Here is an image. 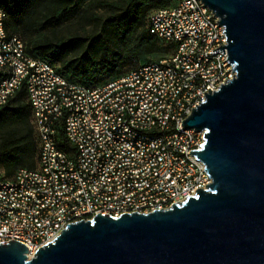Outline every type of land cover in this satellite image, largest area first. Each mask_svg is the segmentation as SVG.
I'll list each match as a JSON object with an SVG mask.
<instances>
[{
  "label": "built area",
  "instance_id": "1",
  "mask_svg": "<svg viewBox=\"0 0 264 264\" xmlns=\"http://www.w3.org/2000/svg\"><path fill=\"white\" fill-rule=\"evenodd\" d=\"M152 1L159 2L158 7L146 15L144 28L171 52L142 64L144 78H134L128 69L120 76L92 86L65 76L56 79L51 75V65H41L23 53L20 37L12 34L14 44L2 45L0 36V62L12 66V76L0 91L4 88H15V93L21 88L24 90L36 146L34 167L16 168L15 183L7 182L0 167V242L14 240L23 244L27 258L39 246L51 241L65 224L89 219L97 213L116 217L124 212L146 213L167 208L209 182L202 162L188 154L201 147L203 131L182 129L180 122L203 101L207 88L212 92L231 77L225 48H222L223 53L211 52L225 45V36L217 18L200 0ZM176 45H183L184 61L175 60ZM6 50H14V58H7ZM153 63L167 65V79L176 82V91L169 100L174 101V108L157 114L152 122H145L152 80L149 71H153ZM28 68H36V87H28ZM54 81H62V86L84 89L90 96V104L83 110L81 121V126L89 130V141H81L76 127L75 138H67L63 132L72 103L47 110L49 126L57 127L60 151L50 150L36 131V106L50 97L42 96V89ZM112 85H119V92H112ZM104 97H112L109 128H102L100 101ZM3 105L0 104V108ZM147 124H155V131L147 134H157V141L149 142L153 146V163H160L158 172L148 173V165L139 157V151H131L123 144L114 143L112 157L102 156L103 144L113 142L116 129H137L146 133ZM91 133H104V140H91ZM74 146L86 150V160H76ZM43 158H50V170H43ZM127 158H134V164L143 163V171H134V165H127ZM54 167H61L63 179H56ZM93 171H100V179H93ZM104 178H114L115 186L92 191V184H101ZM51 193L60 194L59 211L35 215L36 203L49 202Z\"/></svg>",
  "mask_w": 264,
  "mask_h": 264
},
{
  "label": "water",
  "instance_id": "2",
  "mask_svg": "<svg viewBox=\"0 0 264 264\" xmlns=\"http://www.w3.org/2000/svg\"><path fill=\"white\" fill-rule=\"evenodd\" d=\"M225 36L231 77L204 94L181 128L203 131L209 182L169 207L65 227L30 258L0 242V264H264V0H200Z\"/></svg>",
  "mask_w": 264,
  "mask_h": 264
},
{
  "label": "trees",
  "instance_id": "3",
  "mask_svg": "<svg viewBox=\"0 0 264 264\" xmlns=\"http://www.w3.org/2000/svg\"><path fill=\"white\" fill-rule=\"evenodd\" d=\"M86 1L0 0L6 15L5 31L9 37L15 34L21 38L30 57L57 62L58 72L67 79L90 86L120 76L126 68L142 66L138 57L162 50L144 28L147 11L159 2L104 0L98 4L104 13L95 15L89 7L80 10ZM77 15L83 24L94 26L92 33L58 39L45 34ZM29 118L21 88L0 108V167L7 178L16 168L35 165L36 146Z\"/></svg>",
  "mask_w": 264,
  "mask_h": 264
},
{
  "label": "bare ground",
  "instance_id": "4",
  "mask_svg": "<svg viewBox=\"0 0 264 264\" xmlns=\"http://www.w3.org/2000/svg\"><path fill=\"white\" fill-rule=\"evenodd\" d=\"M2 12L4 13L3 9ZM4 14L0 9V36L2 45H13L14 36L9 37L4 28ZM153 37V33H149ZM23 53L25 45L23 42ZM29 56V55H28ZM7 58H14V50H6ZM30 57V56H29ZM174 57L176 61H184L183 45H176L174 48ZM33 58V57H31ZM41 65H51L50 63L35 59ZM131 70V69H130ZM134 78H144L142 66L131 70ZM157 74L159 77H157ZM51 75L56 79H63V75L55 70L51 65ZM12 76V66L8 62H0V87L8 83ZM168 67L161 63H153V71H149L150 94L148 96L147 106L145 108V122H152L157 114H165L166 110H173L174 101H169L176 91V82H169ZM28 87H36V68H28L27 73ZM112 92H119V85H112ZM15 94V88H4L0 91V104H5L9 98ZM44 98L36 106V131L40 132L44 145H49V149L60 151V139L57 134V127H50V114L47 110L58 109L65 103L70 104L69 116L66 123H63V132L67 138H75L76 133L81 141H89V130L81 126L83 120V110L90 104V96L84 89L62 86V81H54V84L45 85L42 89ZM112 104V97H104L100 101V110H102V128H109L111 125V114L109 108ZM155 124L146 125V133L137 129H116V135L113 136V142H106L102 147L103 157H112L115 153V144H123L131 151H139V157L148 165V173H156L160 170V163H153V146L149 141H157ZM91 140H104V133H91ZM141 144V145H140ZM74 157L76 160H86L87 152L82 146H74ZM127 165H134V171H143V163H135L134 158H127ZM43 170H50V158H43ZM54 176L56 179H63L61 167H54ZM93 179H100V171H93ZM8 183L16 182V174L10 178L6 177ZM115 186L114 178H104L101 184H92V191H101V189H110ZM60 194L51 193V200L40 201L36 203L35 215L44 213L54 214L59 211Z\"/></svg>",
  "mask_w": 264,
  "mask_h": 264
},
{
  "label": "rangeland",
  "instance_id": "5",
  "mask_svg": "<svg viewBox=\"0 0 264 264\" xmlns=\"http://www.w3.org/2000/svg\"><path fill=\"white\" fill-rule=\"evenodd\" d=\"M100 1H104V0H87L85 3H83L80 10H83V8L87 9L89 7L91 13L95 15H101L104 13V10L101 6L98 5ZM105 1H110V0H105ZM156 7H158L157 4L153 6L149 11H147V14ZM78 15L76 17H72L71 19H67L66 21L59 22L58 24L55 25L52 31L49 30L45 34L51 36L54 39H58L63 36H70V35L86 36L92 33L94 30V26L92 24H83V22L80 21ZM157 44L162 48V50L157 53H152L149 55L138 57V64L146 63L148 61L169 54L171 52V50L167 48L168 47L167 45H163L160 42H157ZM50 64L55 68L56 71H58L57 69L59 68V64L57 62H50ZM128 69L129 68L124 69L123 72H126ZM104 80H101L100 82H103Z\"/></svg>",
  "mask_w": 264,
  "mask_h": 264
}]
</instances>
